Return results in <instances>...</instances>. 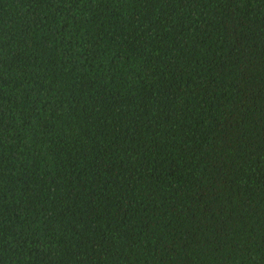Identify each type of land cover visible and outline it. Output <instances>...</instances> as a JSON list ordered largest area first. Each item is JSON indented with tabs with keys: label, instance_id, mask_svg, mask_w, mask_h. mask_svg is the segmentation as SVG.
Here are the masks:
<instances>
[{
	"label": "trees",
	"instance_id": "16d2710c",
	"mask_svg": "<svg viewBox=\"0 0 264 264\" xmlns=\"http://www.w3.org/2000/svg\"><path fill=\"white\" fill-rule=\"evenodd\" d=\"M0 264H264V0H0Z\"/></svg>",
	"mask_w": 264,
	"mask_h": 264
}]
</instances>
